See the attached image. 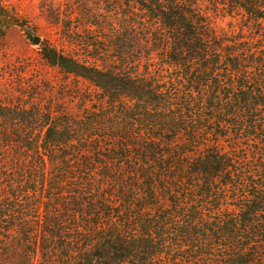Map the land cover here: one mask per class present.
Returning a JSON list of instances; mask_svg holds the SVG:
<instances>
[{"label":"trees","instance_id":"obj_1","mask_svg":"<svg viewBox=\"0 0 264 264\" xmlns=\"http://www.w3.org/2000/svg\"><path fill=\"white\" fill-rule=\"evenodd\" d=\"M6 2L0 42L27 26ZM99 14L97 107L0 96V264H264V0ZM41 60L91 71L49 45Z\"/></svg>","mask_w":264,"mask_h":264},{"label":"rangeland","instance_id":"obj_2","mask_svg":"<svg viewBox=\"0 0 264 264\" xmlns=\"http://www.w3.org/2000/svg\"><path fill=\"white\" fill-rule=\"evenodd\" d=\"M2 1L27 26L12 27L0 42V96L20 98L22 91L26 104L34 98L42 110L53 112L79 114L86 107H97L99 71L95 66L99 61L92 57L99 54V43H104L100 40L104 34L99 30V0ZM210 8L207 11L218 16H246L230 6H220L217 12ZM225 23H230L229 17ZM36 38L40 44L34 43ZM44 45L88 62L91 71L75 75L47 67L41 60Z\"/></svg>","mask_w":264,"mask_h":264},{"label":"water","instance_id":"obj_3","mask_svg":"<svg viewBox=\"0 0 264 264\" xmlns=\"http://www.w3.org/2000/svg\"><path fill=\"white\" fill-rule=\"evenodd\" d=\"M40 42H41L40 39H38V38L34 39V43H35V44H40Z\"/></svg>","mask_w":264,"mask_h":264}]
</instances>
